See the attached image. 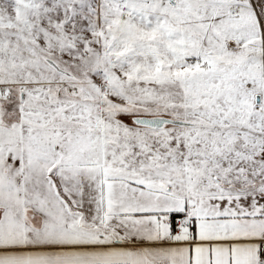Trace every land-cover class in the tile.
Returning <instances> with one entry per match:
<instances>
[{
    "label": "snow or ice",
    "instance_id": "1",
    "mask_svg": "<svg viewBox=\"0 0 264 264\" xmlns=\"http://www.w3.org/2000/svg\"><path fill=\"white\" fill-rule=\"evenodd\" d=\"M0 264H264V0H0Z\"/></svg>",
    "mask_w": 264,
    "mask_h": 264
}]
</instances>
